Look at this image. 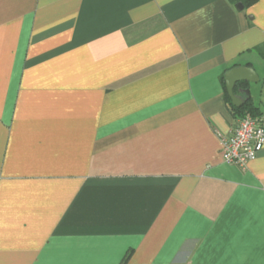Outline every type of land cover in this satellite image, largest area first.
<instances>
[{
	"label": "crops",
	"instance_id": "crops-1",
	"mask_svg": "<svg viewBox=\"0 0 264 264\" xmlns=\"http://www.w3.org/2000/svg\"><path fill=\"white\" fill-rule=\"evenodd\" d=\"M239 66L264 125V0H0V264H264Z\"/></svg>",
	"mask_w": 264,
	"mask_h": 264
},
{
	"label": "built area",
	"instance_id": "built-area-1",
	"mask_svg": "<svg viewBox=\"0 0 264 264\" xmlns=\"http://www.w3.org/2000/svg\"><path fill=\"white\" fill-rule=\"evenodd\" d=\"M220 145L224 162L245 171L264 150V125L250 115L240 118L230 136H220Z\"/></svg>",
	"mask_w": 264,
	"mask_h": 264
},
{
	"label": "water",
	"instance_id": "water-1",
	"mask_svg": "<svg viewBox=\"0 0 264 264\" xmlns=\"http://www.w3.org/2000/svg\"><path fill=\"white\" fill-rule=\"evenodd\" d=\"M240 10H243V4H239L237 6ZM260 77L258 73L251 67L248 66H239L229 70L225 74V85L228 92L229 97L232 100V103L236 107L243 106L246 102L250 100V90L245 88H240L239 92L245 94L247 97L243 99L242 96H238L235 94L236 88L241 84H257L260 82Z\"/></svg>",
	"mask_w": 264,
	"mask_h": 264
},
{
	"label": "trees",
	"instance_id": "trees-1",
	"mask_svg": "<svg viewBox=\"0 0 264 264\" xmlns=\"http://www.w3.org/2000/svg\"><path fill=\"white\" fill-rule=\"evenodd\" d=\"M224 86H225V83H224ZM247 86H248L247 84H244L243 83V84L239 85L236 88V91H238L241 87L246 89ZM249 102L247 104H245L244 106H242L241 108H239V109H234L235 115L237 116L238 119L243 118V117H245L247 115H250L253 118H257L256 113H255V110L251 106V103H249Z\"/></svg>",
	"mask_w": 264,
	"mask_h": 264
},
{
	"label": "clouds",
	"instance_id": "clouds-1",
	"mask_svg": "<svg viewBox=\"0 0 264 264\" xmlns=\"http://www.w3.org/2000/svg\"><path fill=\"white\" fill-rule=\"evenodd\" d=\"M199 15H206V10L205 9H203V8H201L200 10H199V13H198ZM211 24V21L209 20V25Z\"/></svg>",
	"mask_w": 264,
	"mask_h": 264
}]
</instances>
